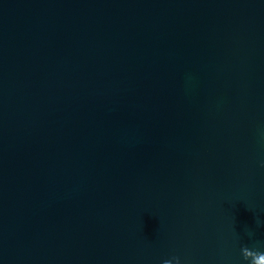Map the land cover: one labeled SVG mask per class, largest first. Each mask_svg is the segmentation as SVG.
Instances as JSON below:
<instances>
[{"label": "water", "instance_id": "obj_1", "mask_svg": "<svg viewBox=\"0 0 264 264\" xmlns=\"http://www.w3.org/2000/svg\"><path fill=\"white\" fill-rule=\"evenodd\" d=\"M264 264V0H0V264Z\"/></svg>", "mask_w": 264, "mask_h": 264}, {"label": "clouds", "instance_id": "obj_2", "mask_svg": "<svg viewBox=\"0 0 264 264\" xmlns=\"http://www.w3.org/2000/svg\"><path fill=\"white\" fill-rule=\"evenodd\" d=\"M176 264H180V262H179V260H178V259L176 260Z\"/></svg>", "mask_w": 264, "mask_h": 264}]
</instances>
